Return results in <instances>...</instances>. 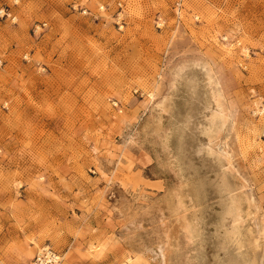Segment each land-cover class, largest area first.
<instances>
[{
    "label": "rangeland",
    "instance_id": "374dc122",
    "mask_svg": "<svg viewBox=\"0 0 264 264\" xmlns=\"http://www.w3.org/2000/svg\"><path fill=\"white\" fill-rule=\"evenodd\" d=\"M264 264V0H0V264Z\"/></svg>",
    "mask_w": 264,
    "mask_h": 264
},
{
    "label": "built area",
    "instance_id": "2783aa9c",
    "mask_svg": "<svg viewBox=\"0 0 264 264\" xmlns=\"http://www.w3.org/2000/svg\"><path fill=\"white\" fill-rule=\"evenodd\" d=\"M62 254L50 246L38 250L27 264H61Z\"/></svg>",
    "mask_w": 264,
    "mask_h": 264
},
{
    "label": "bare ground",
    "instance_id": "6f19581e",
    "mask_svg": "<svg viewBox=\"0 0 264 264\" xmlns=\"http://www.w3.org/2000/svg\"><path fill=\"white\" fill-rule=\"evenodd\" d=\"M31 258H32V256H31Z\"/></svg>",
    "mask_w": 264,
    "mask_h": 264
},
{
    "label": "crops",
    "instance_id": "0c3cea01",
    "mask_svg": "<svg viewBox=\"0 0 264 264\" xmlns=\"http://www.w3.org/2000/svg\"><path fill=\"white\" fill-rule=\"evenodd\" d=\"M29 262V261H28Z\"/></svg>",
    "mask_w": 264,
    "mask_h": 264
}]
</instances>
